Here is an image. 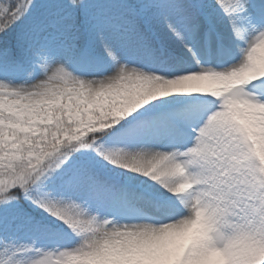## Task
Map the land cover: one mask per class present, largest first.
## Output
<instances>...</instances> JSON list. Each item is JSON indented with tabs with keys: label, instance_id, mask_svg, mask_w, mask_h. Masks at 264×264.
<instances>
[{
	"label": "snow or ice",
	"instance_id": "obj_1",
	"mask_svg": "<svg viewBox=\"0 0 264 264\" xmlns=\"http://www.w3.org/2000/svg\"><path fill=\"white\" fill-rule=\"evenodd\" d=\"M0 264H264V0H0Z\"/></svg>",
	"mask_w": 264,
	"mask_h": 264
},
{
	"label": "rangeland",
	"instance_id": "obj_2",
	"mask_svg": "<svg viewBox=\"0 0 264 264\" xmlns=\"http://www.w3.org/2000/svg\"><path fill=\"white\" fill-rule=\"evenodd\" d=\"M34 239L35 237L28 232H22L18 235V240L20 243H31ZM37 246H40V244L38 243Z\"/></svg>",
	"mask_w": 264,
	"mask_h": 264
}]
</instances>
